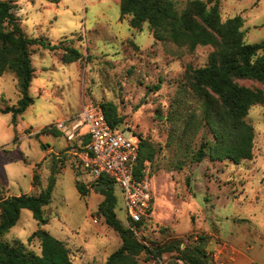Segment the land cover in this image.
Returning a JSON list of instances; mask_svg holds the SVG:
<instances>
[{"label":"rangeland","instance_id":"rangeland-1","mask_svg":"<svg viewBox=\"0 0 264 264\" xmlns=\"http://www.w3.org/2000/svg\"><path fill=\"white\" fill-rule=\"evenodd\" d=\"M121 1L14 0L15 13L30 37L74 46L84 56L65 63L63 49L34 45L36 71L30 89L34 102L17 125L12 113L0 111V181L5 195L36 194L46 188L55 152L65 153L51 202L43 207L48 222L42 224L23 208L3 240L19 239L28 250L41 253V239L29 238L42 229L68 244L74 264H105L120 247V236L98 214L104 197L91 184V173L75 167L73 155L62 150L64 138L42 132L59 121L79 118L88 104L111 100L118 104L126 127L157 148L151 161V217L141 225L131 223L116 184V213L122 223L130 229L135 225L132 230L150 247L174 238L195 243L198 234H207L211 264H228L232 258L235 264H264V104L253 105L246 117L255 129L252 159L236 163L207 156L195 161L193 154L212 135L201 125L202 103L190 91L189 68L206 65L215 47L191 49L169 38L157 40L149 23L131 26L132 16L121 14ZM172 1L182 12L192 0ZM219 1L223 20L244 18L247 43L264 39V0ZM239 82L264 91L260 82ZM17 83L12 71L0 75V107L17 103ZM159 83L161 88L154 89ZM177 108L197 120L188 134L182 132L178 116L171 118ZM85 140L79 136L75 149H81ZM36 172L41 174L38 184L33 183ZM77 183L87 184L90 193L82 195ZM172 258L168 260L175 264Z\"/></svg>","mask_w":264,"mask_h":264},{"label":"trees","instance_id":"trees-1","mask_svg":"<svg viewBox=\"0 0 264 264\" xmlns=\"http://www.w3.org/2000/svg\"><path fill=\"white\" fill-rule=\"evenodd\" d=\"M120 8L122 16H132V27L142 28L145 22L149 23L157 40L169 38L191 49L198 45L215 47L206 65L189 68L190 91L202 103L201 125L207 127L212 135L211 139H203L193 158L199 162L208 156L212 161L231 160L236 163L252 159L255 129L246 117L253 105L264 104V91L243 85L239 80L249 79L264 84V39L247 43L242 29L244 18L236 15L223 20L219 0H192L182 12L177 10L172 0H122ZM34 45L50 50L63 49L62 61L65 63L76 62L84 56L74 46L64 47L30 37L15 13L14 0H0V75L14 72L20 95L16 104L0 107V111L12 113L15 125L34 102L30 91L36 71L32 59ZM160 88L161 83L154 87L156 90ZM182 102V98L176 100L178 106ZM100 104L109 123L114 128H120L124 117L118 104L111 100ZM175 110L176 113L171 114L172 120L175 121V116H178L183 121L182 132L188 134L197 123L195 116L177 112L178 108ZM42 132L57 136L62 134L55 126L45 127ZM140 137L138 174H141L145 162L153 161L157 154L155 145ZM59 162L54 158L49 183L38 194L6 196L0 183V264H74L68 244L48 232L46 235L34 232L29 238L38 236L41 239V253L28 250L19 239L14 243L3 240L19 220L23 208L30 209L33 217L42 224L48 222L43 207L51 202L56 174L63 167V161ZM33 178L34 184H38L41 176L36 172ZM77 186L82 195L90 193L87 184L77 183ZM93 187L104 196L98 214L105 217L107 224L122 240L121 246L109 255L105 264H158L159 259L171 256L181 257L185 264H211L207 234H198L195 243H184L180 238H174L164 245L150 247L118 218L115 182L102 176L97 183H93Z\"/></svg>","mask_w":264,"mask_h":264},{"label":"built area","instance_id":"built-area-1","mask_svg":"<svg viewBox=\"0 0 264 264\" xmlns=\"http://www.w3.org/2000/svg\"><path fill=\"white\" fill-rule=\"evenodd\" d=\"M56 128L73 142L67 152L73 155L77 169L83 168L91 173V184L106 176L121 187L127 219L131 223L150 219L153 200L151 161L147 160L141 174L137 173L142 141L139 134L131 131L125 123L114 128L100 103L86 105L79 118L59 121ZM86 135L89 141L81 149H75V141ZM64 154L56 153V159H65ZM131 229L136 230L135 225ZM172 259L175 264H185L181 257ZM234 261L232 258L228 264H235ZM158 264H170V260L159 259Z\"/></svg>","mask_w":264,"mask_h":264},{"label":"crops","instance_id":"crops-1","mask_svg":"<svg viewBox=\"0 0 264 264\" xmlns=\"http://www.w3.org/2000/svg\"><path fill=\"white\" fill-rule=\"evenodd\" d=\"M59 130V129H58ZM60 131V130H59ZM62 134L61 135H58V137H60V138H64L65 140H66V144H65V146H64V149H62V150H65V151H67V150H69L70 148H71V145L73 144V142L72 141H70V140H68L67 139V137L63 134V132H61ZM57 136V135H56ZM89 141V136H87L86 135V140L84 141V144H86L87 142ZM75 144V143H74ZM45 147H46V149L50 152V151H52V148H50V145H48V144H45ZM55 153H57V152H55ZM43 160H47L46 158H44ZM39 165H40V163H39ZM34 176V175H33ZM40 176H41V174H40ZM0 183H1V181H0ZM33 183H34V178H33ZM1 185H2V183H1ZM2 187H3V193L5 194V189H4V186L2 185ZM39 193V192H38ZM38 193H36V194H38ZM23 194V193H22ZM24 194H29V193H24ZM11 195V194H10ZM10 195H6V196H10ZM21 195V194H20ZM102 195V194H101ZM104 197V196H103ZM121 243H122V240H121ZM120 246H121V244H120Z\"/></svg>","mask_w":264,"mask_h":264},{"label":"water","instance_id":"water-1","mask_svg":"<svg viewBox=\"0 0 264 264\" xmlns=\"http://www.w3.org/2000/svg\"><path fill=\"white\" fill-rule=\"evenodd\" d=\"M37 232H38L39 234H41V235H46V232H45L44 230H42V229H39Z\"/></svg>","mask_w":264,"mask_h":264}]
</instances>
